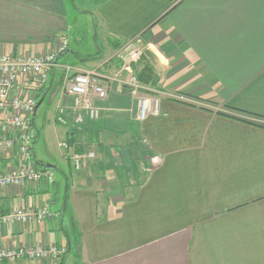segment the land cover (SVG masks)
<instances>
[{"label": "crops", "instance_id": "crops-1", "mask_svg": "<svg viewBox=\"0 0 264 264\" xmlns=\"http://www.w3.org/2000/svg\"><path fill=\"white\" fill-rule=\"evenodd\" d=\"M80 1L0 0V54L39 55L67 43L36 93L40 106L54 105L42 122L61 150L59 180L54 159L42 165L33 145L32 162L53 180L0 194L3 213L45 205L53 216L2 228L0 247L63 245L62 264H264V0ZM137 38L158 83L133 94L110 82L107 98L94 100L99 118L78 115L59 65L112 78L119 49ZM177 92L191 101L171 98ZM143 99L156 100L157 111L137 122ZM137 134L145 158L161 163L132 186L115 159L120 153L128 166ZM74 149L93 151V163L76 170ZM0 166H16L15 157Z\"/></svg>", "mask_w": 264, "mask_h": 264}, {"label": "built area", "instance_id": "built-area-1", "mask_svg": "<svg viewBox=\"0 0 264 264\" xmlns=\"http://www.w3.org/2000/svg\"><path fill=\"white\" fill-rule=\"evenodd\" d=\"M66 47L67 43L61 41L54 52L39 55L0 54V162L2 157L7 156L16 159V166H0V194L3 190L23 188L26 184H45L53 180L51 171L37 170L32 162L33 115L37 104L36 93L47 83L51 69L56 67V55ZM142 55L140 40L127 41L118 51L120 68L112 78H104L95 71L78 72L70 66L59 65L64 74L62 92L72 98L73 110L78 115L97 120L100 110L94 105V100L102 101L107 98L110 82L128 86L133 94L143 89L133 74V67ZM124 76H128V80ZM26 83L33 85V93L24 94L22 89ZM156 102L155 100L152 104L150 99L141 100L136 121L142 122L149 114L156 113ZM79 119L78 125L81 117ZM58 146L63 150L69 149L66 143ZM70 155L76 170L85 168L95 159L91 150L77 153L74 149ZM154 160L159 163L158 157H155L150 162L152 165H155ZM52 216L45 205L11 209L7 213L1 212L0 205V230L25 226L29 222L42 223ZM67 251L65 246L56 244L3 246L0 247V264H17L23 260L57 264Z\"/></svg>", "mask_w": 264, "mask_h": 264}, {"label": "rangeland", "instance_id": "rangeland-1", "mask_svg": "<svg viewBox=\"0 0 264 264\" xmlns=\"http://www.w3.org/2000/svg\"><path fill=\"white\" fill-rule=\"evenodd\" d=\"M138 40L141 41V45H142V50H143V55L140 59V61L134 65L137 66L138 70H142L145 68V66L147 65V63L149 64V68H150V72L151 73H147L145 74L144 77L145 79H147V81L149 82H152V79L150 80V76L153 78H155L156 80V84L158 83V76L155 74V71L153 69V60H151V57L148 55L146 56V53L147 52V48L145 46V44L143 43L142 39L141 38H137ZM59 42H60V39H59ZM71 63H72V60H70ZM71 63H69L70 65H72ZM69 66V65H68ZM134 67H133V74L134 76L136 77V74L134 72ZM89 71H95V70H89ZM97 74H99L97 71H95ZM137 79V77H136ZM128 80V78H127ZM138 82V80H137ZM139 83V82H138ZM139 85H141L139 83ZM142 88H144L143 85H141ZM26 95V94H25ZM183 94H180V93H173V94H170L171 98L175 99V100H180V101H184V102H187V101H191L187 96L183 95ZM41 99H38V102L40 101ZM158 104V102H156ZM54 108V105L52 104H49V99L45 100L42 105L40 106V109L38 111V114H37V117H38V121L36 120L35 121V128H36V139L34 140V153H35V156H36V160L38 161H41L39 163H41L42 165H47V162H49L48 160L49 159H54V160H50L52 163V165H54L56 168H57V171H54L55 173V176H56V180H59V167H60V163H58V157H59V154L61 152L60 149H58L57 147V140H56V135H55V131L53 129V126L50 125V126H46L44 127V124L42 122V117L44 115V112L45 111H49V112H52ZM75 114V113H74ZM75 119L76 120L75 122H79V117H77V114H75ZM143 122V121H142ZM83 124V121L80 122L79 125H82ZM136 130V129H135ZM79 131V129H78ZM131 134V133H130ZM136 136L134 133L131 134V136ZM138 134H137V137H134L133 141L134 142H138L136 140L140 139L138 138ZM129 147V146H128ZM144 145L141 147V150L138 149V147L136 148V150L138 151L137 154H136V157L132 156L133 155V152L135 154V149L134 148H131L130 151L126 152L127 154H129L128 156V166H129V169H125L124 170V167H122V165H120L121 163L124 164V162H122L120 159L121 158V154L118 153V155L116 156V159H115V163L116 165L119 167L116 168V170H118L117 172H119V174H122L124 171L125 172H129L130 173V176L133 177L132 178V186L135 183V186L137 185V182L141 181L142 177H145L146 173L148 174V172L157 167L158 164L161 163V159L160 157L158 156H155V157H158L159 159V163L156 162V160H154V164L155 165H152V160L155 158V157H148V158H145L146 157V154L144 152ZM119 152V151H118ZM131 152V154H130ZM148 159V164H147V160ZM56 160V161H55ZM57 162V164H56ZM151 162V163H150ZM93 161H91L90 163H88L87 165L89 164H92ZM157 164V165H156ZM86 165V166H87ZM147 165V166H146ZM149 165V166H148ZM89 168L91 166H88ZM126 168V167H125ZM83 169H86V168H83ZM81 169V170H83ZM124 170V171H123ZM79 171V170H78ZM124 172V174L126 175V173ZM123 180L124 178L121 177ZM119 177V179H121ZM37 185V184H35ZM133 190H135L136 188H132ZM128 195H131V191L129 193H127ZM47 207V206H46ZM59 264V262L57 263Z\"/></svg>", "mask_w": 264, "mask_h": 264}, {"label": "trees", "instance_id": "trees-1", "mask_svg": "<svg viewBox=\"0 0 264 264\" xmlns=\"http://www.w3.org/2000/svg\"><path fill=\"white\" fill-rule=\"evenodd\" d=\"M80 0H72V3H73V5H75L76 6V4H80ZM149 54L148 53H146V56H148ZM149 66V64L147 63V65L145 66V68L144 69H140V70H138V68H137V66H135L134 67V72H135V74H136V77H137V80H138V82L139 83H141V84H147V85H150V86H152V85H156V80H155V78L153 77H151L150 76V80L152 79V82H148L147 81V79H148V77H147V79H145L146 77L144 76L145 74H147V73H151L150 72V68L148 67ZM145 77V78H144ZM79 135H80V133H78ZM36 139V135H34L33 136V142H32V149H33V145H34V140ZM140 139H138V140H136V141H138V142H136V143H138L139 144V147H138V149H140L141 150V147L143 146L141 143H140V141H139ZM77 145H79L80 146V144H77ZM77 145H75V146H77ZM136 150V149H135ZM78 152H80V150H78ZM137 152L138 151H135V154L134 155H132V156H136V154H137ZM126 167V168H125ZM36 168V167H35ZM125 169H129V166H124V170ZM57 245V244H56ZM58 246H60V245H58ZM68 253V252H67ZM67 253H66V255H67ZM65 255V256H66ZM64 256V257H65ZM64 257L61 259V261L59 262V264H62V262H63V259H64Z\"/></svg>", "mask_w": 264, "mask_h": 264}, {"label": "water", "instance_id": "water-1", "mask_svg": "<svg viewBox=\"0 0 264 264\" xmlns=\"http://www.w3.org/2000/svg\"><path fill=\"white\" fill-rule=\"evenodd\" d=\"M41 100L36 104V106H35V112H36V110L38 109V107L40 106V104H41Z\"/></svg>", "mask_w": 264, "mask_h": 264}]
</instances>
